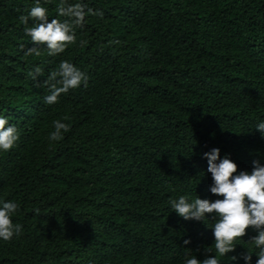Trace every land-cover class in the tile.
<instances>
[{
    "label": "trees",
    "instance_id": "obj_1",
    "mask_svg": "<svg viewBox=\"0 0 264 264\" xmlns=\"http://www.w3.org/2000/svg\"><path fill=\"white\" fill-rule=\"evenodd\" d=\"M58 2L39 0L49 22L64 19ZM82 2L104 15L86 17L75 45L26 56L33 45L19 17L37 0H0V116L20 134L0 151V201L19 204L12 219L23 228L0 240V264H183L215 255V218L184 220L169 200L222 199L210 192L203 155L213 148L238 172L264 165L256 130L264 121V0ZM62 60L88 84L47 105L48 89L27 73L41 67L42 84ZM54 120L70 125L58 142L48 139ZM255 235L248 229L221 264H245L247 249L256 264Z\"/></svg>",
    "mask_w": 264,
    "mask_h": 264
},
{
    "label": "clouds",
    "instance_id": "obj_2",
    "mask_svg": "<svg viewBox=\"0 0 264 264\" xmlns=\"http://www.w3.org/2000/svg\"><path fill=\"white\" fill-rule=\"evenodd\" d=\"M56 12L64 19L52 18L49 22L47 9L40 6L37 0L36 6L32 7L27 15L19 17L20 23L24 25V32L30 37L33 45L25 52L26 56H40L41 46L46 48L49 56L63 53L70 45L77 43L76 29L84 27L87 16L102 18L104 15L103 11L93 10L82 0L76 3L59 0ZM86 43L87 41H80L81 46ZM110 43L119 44V41ZM27 76L36 82L37 87L48 89V94L44 97V103L47 105L58 103L61 95H66L81 85L87 87L88 84L86 73L68 60H62L56 69L50 71L42 84L38 79L44 76L41 67L36 66L27 73ZM68 119L64 117V120ZM52 126L53 131L48 134L50 142L62 140L63 134L70 131V125L61 120H54ZM256 130L264 138V121L257 124ZM19 139L17 127L9 124L5 116H0V151L12 150ZM203 155L207 159V171L211 173L213 181L210 192L222 199L211 201L199 197L190 199L187 195H180L178 199H170L169 204L171 211L184 220L205 222L209 215L215 218V223L210 228L214 236L215 255H206L203 260L197 259L196 256H186L183 264H221L218 257H225L235 251L234 242L243 238L248 229L257 233L248 240L258 249L255 253L258 257L256 264H264V165L259 161H253L251 172H238V165L228 154L221 158L218 148H213ZM19 208V204L14 201H0V240L8 242L21 234L22 225L14 223L12 219ZM189 243L190 240L184 241L185 245ZM211 251L213 249H206L207 253ZM252 255V251L247 249V253L242 256L245 264H251ZM231 259L236 260L237 257L233 256Z\"/></svg>",
    "mask_w": 264,
    "mask_h": 264
}]
</instances>
